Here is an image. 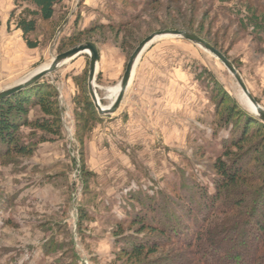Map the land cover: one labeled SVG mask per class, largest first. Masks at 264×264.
Here are the masks:
<instances>
[{
	"label": "rangeland",
	"instance_id": "rangeland-1",
	"mask_svg": "<svg viewBox=\"0 0 264 264\" xmlns=\"http://www.w3.org/2000/svg\"><path fill=\"white\" fill-rule=\"evenodd\" d=\"M24 7L15 10L13 0H0V91L29 78L56 56L91 43L99 56L95 91L100 105L110 106L107 90L119 86L135 48L153 33L176 30L200 36L216 47L264 109V0H62L52 21L39 25L34 37L39 46L33 50L22 38L11 39L17 31L14 19L9 26L6 22L12 11L16 18ZM121 21L126 26L120 31L109 30L110 24ZM253 23L259 28L251 27ZM85 30L93 33L72 48L61 47L63 40ZM88 68L89 57L82 54L38 82L57 95L58 136L34 146L31 156H4L0 151V264H166L175 260L184 251L174 242L149 230L139 233L131 222L130 216L142 206L135 199L150 197L170 208L172 200L176 209H185L188 197L196 196L195 186L214 192L212 168L218 158L225 159L222 153L250 157L252 147L263 141L261 136L254 138L240 153L229 149L235 128L220 118L226 108L235 105L257 118L241 102V90L223 65L187 41L164 38L146 49L118 111L109 116L96 112L99 118L84 132L72 101L78 93L75 79L81 77L89 96ZM40 116L33 107L27 117ZM44 135L23 127L18 141L31 144ZM256 157L251 177L264 174V169L254 166L264 163V148ZM238 186L245 193L252 190ZM233 193L224 191L223 203L238 218L250 200L246 198L237 208L239 197ZM196 203L189 207L195 209ZM228 217L217 214L210 223L219 228ZM241 231L227 235L230 241L220 242L222 247L231 250ZM247 231L255 229L248 226ZM133 241L155 244L157 252L139 261L127 260L121 248L129 249Z\"/></svg>",
	"mask_w": 264,
	"mask_h": 264
},
{
	"label": "trees",
	"instance_id": "trees-1",
	"mask_svg": "<svg viewBox=\"0 0 264 264\" xmlns=\"http://www.w3.org/2000/svg\"><path fill=\"white\" fill-rule=\"evenodd\" d=\"M61 2L62 0H13L15 10L20 9L23 5L25 7L16 18L15 11H12L7 26L14 19L15 30L21 33L25 46L30 50L36 49L39 42L34 37L38 32L39 25L52 21L55 8ZM123 23L125 22L110 24L109 30L119 29L120 31L122 26H126ZM251 27L259 28V25L253 23ZM91 33H93L92 30L74 33L62 41L61 47L63 49L72 48L78 45L84 36H89ZM201 39L207 42L205 39ZM125 44L121 43L122 51L125 50ZM75 80L78 87V93L72 101L75 117L78 126H81L84 132H88L92 122L99 117L86 91L85 78L81 77ZM33 107L40 111L41 116L29 120L28 112ZM60 115L61 109L57 102V95L49 85L36 83L28 89L0 100V151H3L4 156L10 154L31 156L34 146L49 142L51 140L48 138L49 136L59 135ZM220 118L224 119L226 126L232 124L235 128V132H230L232 135H230L229 149H235L240 153L243 150V145L250 143L258 136L263 138L261 144L252 147L253 155L248 157L246 154L232 155L227 151L222 153L221 156L225 159L218 158L212 168L216 175V180L212 185L214 192L208 193L203 189L204 187L195 186L192 190H196V196L188 197L185 209H176V204L172 200L170 208L167 205H157V202H154L150 197L145 201L135 199L142 206L139 212L130 216V219L138 228V232L149 230L158 233L167 237L168 240L174 242L172 243L174 246L184 251L182 255H179L175 260H169L166 264H264V186L262 185L264 174L259 173L257 176L251 177L252 175L249 173L252 169L251 164L257 161L256 156L264 148V123L243 114L235 105L227 107ZM23 127H30L45 135L33 139L32 142L35 143H20L18 135ZM256 163L254 166H257L259 170L264 169V163ZM260 183L261 185L257 187ZM239 184L251 187V192L245 193L239 188ZM231 190L234 192V196L239 197L235 202L237 208L241 207L246 198L249 197L250 200L238 218L237 214H231L228 211L230 209L224 207L222 193ZM192 202L194 205L197 202L195 209L189 207ZM217 214L229 216L227 219L223 218V221L228 222L223 223V226L219 228V225L210 223ZM234 218L236 219L234 220ZM248 226H253L255 231L248 234ZM215 227L220 232L217 235L220 241L217 240V236H214ZM240 229L242 230L240 239H237L236 243L233 242L232 249L223 248L220 242L229 243L230 239L227 238V235L233 232L235 234L238 230L240 232ZM121 231L122 228H119L116 234L118 235ZM157 249L158 246L155 244L133 241L129 249L121 248V252L127 260L139 261L141 258L152 256L157 252ZM261 253L262 256H260ZM188 257L190 258L186 259Z\"/></svg>",
	"mask_w": 264,
	"mask_h": 264
},
{
	"label": "water",
	"instance_id": "water-1",
	"mask_svg": "<svg viewBox=\"0 0 264 264\" xmlns=\"http://www.w3.org/2000/svg\"><path fill=\"white\" fill-rule=\"evenodd\" d=\"M164 38H174V39H182L187 41L200 49L204 50L205 52L209 53L212 57H214L223 67L228 71V73L234 78L238 87L246 96L248 101L253 105L255 109V117L262 123H264V109H262L255 99L250 95L248 92L240 74L235 69L233 64L218 50L214 47L209 45L207 42L202 40L201 38L197 37L196 35L186 32V31H176V30H165L159 31L156 33L151 34L150 36L146 37L133 51L130 55L124 69L123 76L121 78L119 84V91L116 96V99L111 104L108 109H102L98 101L95 97V90H94V82L96 76V68L97 62L99 59L98 51L96 47L91 43H85L84 45H79L68 50L65 53H62L56 56L53 61L49 64V66L39 73L32 74L29 78L22 80L21 82L17 83L16 85L12 86L11 88H7L5 90L0 91V100L10 97L16 93H19L25 89H28L38 83L41 79L48 76L52 72H54L57 68H59L62 64L73 60L74 58L86 54L89 57V68H88V92L91 98V102L100 116H109L115 114L120 104L124 98V95L128 89V86L131 82V76L134 74V70L136 68L137 63L139 62L143 52L148 49L154 42Z\"/></svg>",
	"mask_w": 264,
	"mask_h": 264
},
{
	"label": "bare ground",
	"instance_id": "bare-ground-1",
	"mask_svg": "<svg viewBox=\"0 0 264 264\" xmlns=\"http://www.w3.org/2000/svg\"><path fill=\"white\" fill-rule=\"evenodd\" d=\"M49 65L47 66H42L41 68H39L35 73H39L41 71H43L44 69H46ZM97 69V68H96ZM133 76H131V79H132ZM96 89V86L94 84V90ZM118 91H119V86H116V87H113V88H109L107 90V93L109 94V98L111 99V103H110V106L111 104L114 102V100L116 99V96L118 94ZM95 93V97L98 101V104L99 106L102 108V109H108L110 106H107V107H102L100 105V101L98 100V97H97V94H96V91L94 92ZM240 100L241 102L243 103V105L248 109L249 112H251L253 115H255V109L253 107V105L248 101V99L246 98V96L243 94V92L241 91V95H240Z\"/></svg>",
	"mask_w": 264,
	"mask_h": 264
},
{
	"label": "crops",
	"instance_id": "crops-1",
	"mask_svg": "<svg viewBox=\"0 0 264 264\" xmlns=\"http://www.w3.org/2000/svg\"><path fill=\"white\" fill-rule=\"evenodd\" d=\"M6 22H7V20H6ZM13 38H14L15 40H16V39H20V40H21V33L18 32V31H15V32H14V36H13L11 39H13ZM11 39H10V40H11ZM8 44H11V41H10Z\"/></svg>",
	"mask_w": 264,
	"mask_h": 264
}]
</instances>
